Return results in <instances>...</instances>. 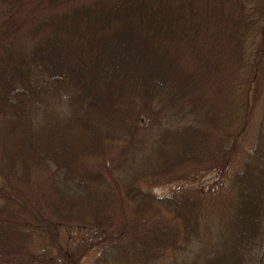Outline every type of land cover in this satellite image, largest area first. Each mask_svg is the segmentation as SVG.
Here are the masks:
<instances>
[{
    "label": "trees",
    "instance_id": "16d2710c",
    "mask_svg": "<svg viewBox=\"0 0 264 264\" xmlns=\"http://www.w3.org/2000/svg\"><path fill=\"white\" fill-rule=\"evenodd\" d=\"M87 255L264 264V0H0V264Z\"/></svg>",
    "mask_w": 264,
    "mask_h": 264
},
{
    "label": "rangeland",
    "instance_id": "374dc122",
    "mask_svg": "<svg viewBox=\"0 0 264 264\" xmlns=\"http://www.w3.org/2000/svg\"><path fill=\"white\" fill-rule=\"evenodd\" d=\"M250 134H251V136L253 135L251 132H250ZM210 176H212V174H208L202 178H199L198 180H196L195 183H192V184L193 185H202V184L207 185L210 183L209 182ZM173 188H174L173 185L167 184V185H163V186L154 187V188H152V190H153L154 194L161 196V195L169 193ZM81 264H92V255H87Z\"/></svg>",
    "mask_w": 264,
    "mask_h": 264
}]
</instances>
